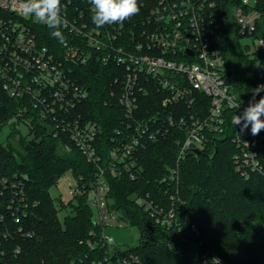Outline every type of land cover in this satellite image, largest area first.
Instances as JSON below:
<instances>
[{"label":"built area","instance_id":"1","mask_svg":"<svg viewBox=\"0 0 264 264\" xmlns=\"http://www.w3.org/2000/svg\"><path fill=\"white\" fill-rule=\"evenodd\" d=\"M19 3L0 0V87L9 98L17 100L11 117H0V129L8 125L20 132L19 126L29 129L32 117H36L49 125L54 137L65 138L66 151L73 146L87 162L96 165L98 173L86 191L87 200L94 221L102 228L101 245L107 250L91 264L141 263L133 254L112 258L118 245L104 234V229L121 227L122 222L107 207L109 189L95 147L101 128L78 112L89 88L75 74L74 67L98 62L109 70L113 89L117 87L111 96L115 94L123 120L122 127L114 130V146L108 152L112 168L136 167L137 152L166 136L173 138L178 148L177 168L188 153H201L213 138L228 136L235 150L234 170L244 179L252 174L264 177V130L252 136L249 126L239 135L240 125L232 123L233 116L241 115L248 106L253 92L246 86L237 90L228 83L223 55L212 47L213 0H139V14L123 24L100 28L92 22L89 0H61L67 23L60 30L66 42L53 47L40 43L41 28L47 26L21 15ZM260 3L240 0L231 14L240 38L250 39L254 48L264 51V35L253 36L263 13ZM256 74L257 87L264 84V70ZM154 88L161 97L164 116L160 112L146 116L147 110L145 116L140 115V98ZM262 96L264 92L255 98L258 101ZM176 175L177 169H173L172 179H177ZM129 176L131 180L136 178L132 171ZM23 179L0 176V264L6 261V247L14 234L22 238L34 235L22 224L28 210ZM74 181L70 198L81 193ZM135 200L157 225H169L175 218L174 208L165 212L149 194L137 195ZM191 229H195L193 225ZM87 245L94 249V244ZM19 252L18 247L13 250V254Z\"/></svg>","mask_w":264,"mask_h":264},{"label":"trees","instance_id":"2","mask_svg":"<svg viewBox=\"0 0 264 264\" xmlns=\"http://www.w3.org/2000/svg\"><path fill=\"white\" fill-rule=\"evenodd\" d=\"M213 1L212 47L223 55L228 83L237 90L246 86L251 93L258 77L250 67L253 61L264 58V51L253 52V60L250 47L239 42L241 36L231 13L240 0ZM260 7L263 13L254 37L264 35V0ZM51 31L41 28L42 45L53 47L60 42ZM74 72L89 88L78 112L86 120L97 122L102 130L95 147L109 189L107 207L139 233L136 244L116 246L112 258L133 254L141 264H264V177L252 174L244 179L234 170L235 150L228 136L213 138L200 155L188 153L177 168L178 148L168 136L138 151L136 167L112 168L108 152L114 146V130L122 127L123 120L116 96H111L117 87L113 89L109 70L98 62L76 66ZM160 100L158 90H150L140 98V115L145 116L147 110L146 116L158 112L164 116ZM16 107L17 100L9 98L0 87L1 119L10 118ZM28 130L22 136L13 129L10 137L16 139V144L0 145V176L10 180L25 177L28 210L22 224L34 235L22 238L14 234L3 264H91L107 250L101 245L102 228L93 221L86 192L95 182L98 168L75 147L66 151L65 138L54 137L49 125L36 117H32ZM173 169H177V179H172ZM131 171L136 175L134 180L130 179ZM66 173L76 180L81 192L67 203L49 194ZM145 194L165 212L174 208L175 218L169 225H157L137 204L135 196ZM60 211L66 212L62 223ZM88 242L95 245L94 249L88 247ZM16 247L20 252L13 254Z\"/></svg>","mask_w":264,"mask_h":264},{"label":"clouds","instance_id":"3","mask_svg":"<svg viewBox=\"0 0 264 264\" xmlns=\"http://www.w3.org/2000/svg\"><path fill=\"white\" fill-rule=\"evenodd\" d=\"M93 15V24L97 27L104 25L123 24L133 16L139 14V0H89ZM19 12L26 18H32L35 22L51 29V35L62 44L65 37L60 30L67 22L62 15L61 0H20ZM264 92V84L258 85L252 99L241 115H234L232 123L240 125L239 135L250 126L252 136H257L264 130V96L258 101L256 95ZM237 108L240 105H236Z\"/></svg>","mask_w":264,"mask_h":264},{"label":"rangeland","instance_id":"4","mask_svg":"<svg viewBox=\"0 0 264 264\" xmlns=\"http://www.w3.org/2000/svg\"><path fill=\"white\" fill-rule=\"evenodd\" d=\"M239 42L242 46L250 47L249 55L250 58L254 60L255 57L251 54L257 51V49L254 48L252 41L248 38H240ZM259 59L253 61L250 67V69L255 73L258 70H264V60ZM12 130L13 128L8 125H5L0 129V145H6L7 143H11L13 145L16 144V139L10 137V133L12 132ZM18 130L20 131L19 133L22 134V136H26L29 133V130L24 125L19 126ZM101 132L102 130L99 132L97 139L101 136ZM74 184L75 181L71 177L70 173H66L59 179L57 185L50 188L49 194L54 200L62 199V201L65 202V199H72V197L70 198L69 196V191L70 188L74 186ZM65 216L66 212L64 211H60L58 213L60 223L63 222ZM186 221H188V219H186ZM104 234L112 237L115 244L118 246H132L136 244L139 238L137 228L128 225L124 221H122L121 227H117L116 225H112V227H106L104 229Z\"/></svg>","mask_w":264,"mask_h":264},{"label":"water","instance_id":"5","mask_svg":"<svg viewBox=\"0 0 264 264\" xmlns=\"http://www.w3.org/2000/svg\"><path fill=\"white\" fill-rule=\"evenodd\" d=\"M196 155H200L201 153L199 151H193ZM216 153V149H214V154ZM94 221V219H93ZM208 264H215V263H208Z\"/></svg>","mask_w":264,"mask_h":264}]
</instances>
